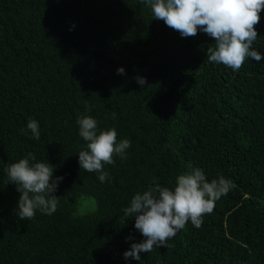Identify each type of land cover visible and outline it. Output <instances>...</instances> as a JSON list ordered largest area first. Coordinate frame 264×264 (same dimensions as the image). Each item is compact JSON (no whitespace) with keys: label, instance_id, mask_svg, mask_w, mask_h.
Wrapping results in <instances>:
<instances>
[{"label":"trees","instance_id":"16d2710c","mask_svg":"<svg viewBox=\"0 0 264 264\" xmlns=\"http://www.w3.org/2000/svg\"><path fill=\"white\" fill-rule=\"evenodd\" d=\"M259 15L253 48L264 57ZM214 46L152 19L140 0H0V264H264V59L233 72L207 60ZM81 116L131 142L103 183L79 167ZM30 118L39 140L20 132ZM29 152L63 179L56 212L26 221L4 169ZM188 162L231 190L200 228L124 259L144 237L123 209L153 184L171 188Z\"/></svg>","mask_w":264,"mask_h":264},{"label":"clouds","instance_id":"9594fccd","mask_svg":"<svg viewBox=\"0 0 264 264\" xmlns=\"http://www.w3.org/2000/svg\"><path fill=\"white\" fill-rule=\"evenodd\" d=\"M140 3L149 8L152 19L162 20L181 37H195L203 32L213 38L215 46L207 48V60L211 63L238 72L249 58L257 62L264 59L253 48L258 38L255 26L260 22L259 14L264 11V0H140ZM117 72L124 74L123 67ZM134 79L141 87L147 83L144 77ZM90 107L85 104L86 109ZM77 124L78 134L86 142L85 148L78 153L79 167L89 173H98L97 179L103 183L109 179L105 165L114 164L116 157L127 159L131 142L128 139L118 141L114 128L99 130L97 120L91 116L79 117ZM29 131L30 138L40 139L39 124L31 118L26 129L20 130L22 135H28ZM4 171L6 184L15 185L20 193L16 207L20 220L30 221L37 210L46 215L56 212L58 197L54 193L63 177H53V165L36 162L35 155L29 152ZM231 188V180L220 176L209 182L200 168L188 162L186 171L175 177L171 188L153 184L137 192L129 206L123 209L124 222L135 217L134 228L144 240L132 243L123 253L124 259L139 261L140 253L167 247L168 241L189 222L200 228L203 218L214 211L216 202Z\"/></svg>","mask_w":264,"mask_h":264}]
</instances>
